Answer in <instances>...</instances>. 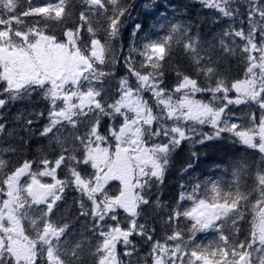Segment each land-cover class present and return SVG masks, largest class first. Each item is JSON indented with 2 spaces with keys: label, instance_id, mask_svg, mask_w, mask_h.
I'll return each instance as SVG.
<instances>
[{
  "label": "snow or ice",
  "instance_id": "snow-or-ice-1",
  "mask_svg": "<svg viewBox=\"0 0 264 264\" xmlns=\"http://www.w3.org/2000/svg\"><path fill=\"white\" fill-rule=\"evenodd\" d=\"M193 4L222 24L212 41L171 0L147 31L133 14H151L157 0H0V264H89L86 255L90 264H264V0ZM178 52L190 72L169 68ZM231 58L242 78L226 74ZM37 98L43 110L28 107ZM225 134L258 151L259 166L237 160L230 182L201 181L190 159L180 169L188 183L161 217L171 231L156 239L141 217L145 206L164 208L150 193L174 154ZM68 191L79 233L61 214ZM201 233L213 235L202 242Z\"/></svg>",
  "mask_w": 264,
  "mask_h": 264
},
{
  "label": "trees",
  "instance_id": "trees-1",
  "mask_svg": "<svg viewBox=\"0 0 264 264\" xmlns=\"http://www.w3.org/2000/svg\"><path fill=\"white\" fill-rule=\"evenodd\" d=\"M145 2V0H135L137 5H141ZM160 4V8L156 11H153L151 14H146L145 11L137 7L134 11V18L137 22H142L145 26V30H149L152 24L155 21L156 15L159 11H163L164 5L169 3V0H157ZM171 3L178 5L180 8H183L185 5L189 7L186 10L185 18L191 20L194 25H199V31L201 37L205 41H212L213 36L222 28V24H212L210 19H208L207 10H201L198 4H193V0H171ZM131 31L132 25L131 23L128 24L127 28L124 30L123 33V43L125 45V51L127 50V46L131 42ZM102 34V33H101ZM225 69H227V75L230 78H242V65L238 63V58H231L224 61L222 65ZM170 69L172 68H180L181 70L190 72L191 69L189 67L188 61L183 56L182 53H176L173 57L172 63L169 66ZM125 72V69L122 65L117 66V77L122 75ZM176 82V77L173 71L169 70L167 72V84L171 87ZM116 87V79L110 78V90H114ZM234 95V94H233ZM202 98V97H197ZM24 107L22 104H15L13 105L8 113L9 119L15 116L19 110ZM30 108H35L36 110H43L45 105L44 102L37 98L32 104L28 105ZM243 108L244 106H239ZM237 116L240 115L239 108L236 109ZM236 118H234L235 121ZM43 123V122H42ZM204 132H212L210 127H203L202 129ZM41 138L36 135L33 137L32 140L29 141V149L26 154L28 157L33 158L36 157L38 154V149L41 145L37 142L40 141ZM45 150L46 149V142H44ZM196 151L199 154L198 159H194L191 157V152ZM50 156L55 155V153H49ZM20 157H16L15 159H19ZM192 160L194 164L193 169V176L199 178L201 181L203 180H221L225 183L230 182L232 177V165L237 160H244L250 166L249 170H253L254 168L258 167L260 164V154L258 151L253 149H247L245 146L239 143H233V139L225 134L224 138L219 140L209 141L204 145L197 144L192 146L187 142L181 146V148L177 151L176 154L173 156V162L169 167L168 172L165 176V181L159 189L153 188L150 193V198L152 201H155L157 198L161 201L164 208L157 209V208H148L145 206V212L141 217V220H147V222L154 226L155 232L154 237L156 239L163 240L165 233L170 232L171 229L167 228L161 217L166 219L167 216V208L175 204L179 197L180 193V184L181 183H188L186 179H182L180 175V169L184 167L189 160ZM61 178H63V173H58ZM247 179V177H244ZM66 196V203L63 205L61 209V214L64 218L74 225L77 233L83 230V218H78V210L75 205V197L76 193L72 191H68L65 194ZM188 202L185 201L184 204ZM248 213H246L247 215ZM250 219V216H249ZM241 238L247 234L248 229L250 228V224L241 221ZM211 233L208 234H198L197 239L202 242H207L208 239L212 238ZM131 239L134 240L137 244V248L141 257L145 256L147 253V245L144 244L140 237L134 236ZM118 251L122 253L123 249L122 246L118 245ZM86 260L90 258L85 256ZM127 260V257H125Z\"/></svg>",
  "mask_w": 264,
  "mask_h": 264
},
{
  "label": "rangeland",
  "instance_id": "rangeland-1",
  "mask_svg": "<svg viewBox=\"0 0 264 264\" xmlns=\"http://www.w3.org/2000/svg\"><path fill=\"white\" fill-rule=\"evenodd\" d=\"M45 179H49V178H45Z\"/></svg>",
  "mask_w": 264,
  "mask_h": 264
}]
</instances>
